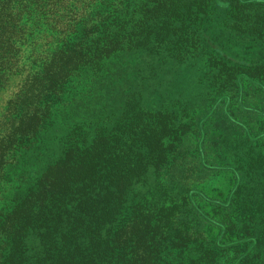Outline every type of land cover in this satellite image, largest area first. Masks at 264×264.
Listing matches in <instances>:
<instances>
[{"label": "trees", "instance_id": "obj_1", "mask_svg": "<svg viewBox=\"0 0 264 264\" xmlns=\"http://www.w3.org/2000/svg\"><path fill=\"white\" fill-rule=\"evenodd\" d=\"M190 5L0 0V82L16 76L0 106V189L10 183L6 167L16 149L36 140L65 104L85 93L86 80L99 75L107 58L139 48L152 52L175 34L177 53L168 55L189 61L197 48L189 35L196 26L187 22ZM170 86L186 91L177 81ZM237 88L240 104L259 109L244 97L242 79ZM161 111L158 106L153 117L141 118L128 103L119 114H105L107 126L97 125L89 138L77 126L68 131L57 159L27 193L0 197V264H204L205 256L209 264H264V200L241 185L217 197L181 165L182 175L168 180L186 195L176 192L157 209L149 202L128 203L127 193L147 166L170 161L162 151ZM190 190L206 196L199 200L220 204L222 217L204 211Z\"/></svg>", "mask_w": 264, "mask_h": 264}, {"label": "rangeland", "instance_id": "obj_2", "mask_svg": "<svg viewBox=\"0 0 264 264\" xmlns=\"http://www.w3.org/2000/svg\"><path fill=\"white\" fill-rule=\"evenodd\" d=\"M182 1L191 4L184 9L187 22L196 25L189 33L192 45H197L195 55L189 61L168 55L177 53L176 36L171 34L168 44L152 52L139 48L107 58L99 75L90 83L86 80L87 91L65 104L36 140L16 149V158L6 167L11 180L1 185L6 190L0 189V197L6 192L9 197L27 193L57 159L73 127L89 138L97 125L107 126L102 121L105 114H119L131 103L141 118L153 117L150 111L162 108L159 115L165 126L159 132L170 161L149 164L135 190L127 193L128 203L149 202L157 209L176 192L186 195L183 187L168 180L182 175L181 165L198 174V187L214 196L224 197L235 184L233 192L241 185L245 193L264 200V0ZM239 79L244 97L259 109L240 104ZM15 81L9 74L0 82V106ZM172 81L186 85V91L174 90ZM144 125L150 140L151 121ZM190 191L198 200L206 197ZM209 202L199 200L204 211L221 218L222 206ZM209 233L215 231L210 228ZM206 259L202 263L209 264Z\"/></svg>", "mask_w": 264, "mask_h": 264}]
</instances>
